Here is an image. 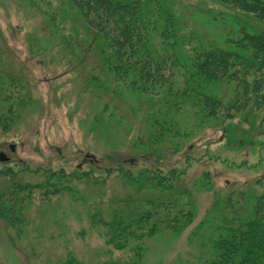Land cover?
Instances as JSON below:
<instances>
[{
  "label": "trees",
  "instance_id": "16d2710c",
  "mask_svg": "<svg viewBox=\"0 0 264 264\" xmlns=\"http://www.w3.org/2000/svg\"><path fill=\"white\" fill-rule=\"evenodd\" d=\"M15 1L32 10L37 20L26 37L30 52L45 55L50 47L61 46L57 51L70 49L78 63L90 51L95 53L100 67H92L86 81L81 77L91 106L93 101L100 105L94 108L89 134L107 130L127 144L131 155L104 156L116 165L105 177L93 168L72 173L36 170L31 173L42 181L23 183L22 172L4 168L0 182L9 185L0 189V223L20 234L36 198L44 202L65 193L76 198L82 187L103 192L83 204L88 210L101 207L118 180L131 195L107 199V210L95 208L89 216L106 247L125 258L90 263L68 253L59 264H145L149 240L183 236L196 246L186 264H264V180L256 182L263 189L260 194L255 188L250 194L226 190L197 225L199 200L215 187L209 170L193 180L188 173L194 161L208 157L216 163L218 155L207 151L200 160L188 157L182 170L150 165L188 153L212 128L222 131L218 146L234 155L244 148L260 153L264 0H209L226 10L208 19L210 30L200 29L184 0ZM53 36L59 38L57 44ZM108 100L124 101L127 113L119 110L120 104L110 108ZM34 105L26 78L0 61V133L8 134ZM246 159L228 167L247 169ZM9 161L0 164L5 167ZM132 162L142 167L129 170Z\"/></svg>",
  "mask_w": 264,
  "mask_h": 264
},
{
  "label": "rangeland",
  "instance_id": "374dc122",
  "mask_svg": "<svg viewBox=\"0 0 264 264\" xmlns=\"http://www.w3.org/2000/svg\"><path fill=\"white\" fill-rule=\"evenodd\" d=\"M184 1L187 8L196 15L200 29L210 30L208 19L215 14L218 16L220 10L226 11L209 0ZM18 4L15 0H0V61L10 72H20L21 77L26 78L35 105L23 112L22 119L8 134L0 133V153H5L10 159L5 167L0 164V175L6 168L13 173L22 172L23 183H39L42 180L31 172L63 170L72 173L90 171L93 168L96 174L101 173L105 177L107 170L116 165L104 156L113 155L118 158L115 154L120 152L131 154L126 150L127 144L117 136L114 140L115 135H107V130L96 133L95 136L89 134L94 108L98 110L100 105L98 107V103L93 101L91 103L94 107L91 106L88 92L84 93L81 77L84 74L83 80L86 81L90 69L100 67L98 58L90 51L85 62L78 63L77 58L69 52L70 49H65L60 54L58 49L61 50L62 47L56 49V45L47 49L45 55L40 51L30 52L26 37L37 20L32 10L29 12V8L23 9ZM213 7L216 9H213L215 13L209 15V10ZM66 10L69 12L68 8ZM69 24L67 26L71 28ZM228 26L232 28V25ZM52 39L57 44L59 38L53 36ZM115 102L108 100L107 103L110 108L120 104L119 110L127 113L124 101ZM237 121L233 122L245 128L242 122ZM202 138L194 143L195 147L188 153L172 155L161 161L153 160L150 164L165 171L182 170L188 157L200 160L207 151L211 155H218L216 163L209 161L208 157L198 163L194 161L188 173V180H193L203 170H209L215 187L212 194H204L199 200L197 225L206 218L209 207L214 201L216 204L219 196L226 190L243 189L250 194L255 188L260 194L263 189L256 182L264 180V152L249 158L252 150L244 148L234 155V151L218 146L217 143L222 138L220 128L206 130ZM115 145H121V148ZM11 146H14L13 151ZM245 159L252 168L228 167L230 163L238 165ZM214 160H217L216 157ZM256 162H259L258 166L253 167ZM140 166L132 162L129 170L137 172ZM8 185L9 183L2 181L0 189ZM111 185L114 192L104 195L105 204L101 206L104 210H107V199H122L131 195L129 189H123L121 181L113 180ZM82 189V194H77L76 198L67 193L44 202L36 198L27 209L26 225L20 234H15L0 223V264H59L58 261L65 259L68 253L90 263L125 258L126 254L109 250L100 232L90 225L89 215L94 213L95 208L101 207L96 205L88 210L87 205H83H89L103 192H96L93 188ZM81 196L83 198L78 201ZM193 247L196 246L190 245L186 236L180 240L157 237L149 240L145 264H186L194 255Z\"/></svg>",
  "mask_w": 264,
  "mask_h": 264
},
{
  "label": "flooded vegetation",
  "instance_id": "af4514ba",
  "mask_svg": "<svg viewBox=\"0 0 264 264\" xmlns=\"http://www.w3.org/2000/svg\"><path fill=\"white\" fill-rule=\"evenodd\" d=\"M257 132H259V134L257 133V135H258V137H260V139L262 140L261 142H262V144L264 143V115H263V118L261 119V126H260V130L259 131H257ZM262 150H260L259 152L260 153H254V152H252L251 154H250V156L252 155V157H256L257 155H260L261 153H263L264 152V144L262 145V148H261ZM251 157V158H252ZM260 161V160H259ZM258 164H259V162L257 163H255L254 165H253V167L254 166H258ZM249 168H252V166H250ZM248 169V168H247Z\"/></svg>",
  "mask_w": 264,
  "mask_h": 264
},
{
  "label": "water",
  "instance_id": "95a60500",
  "mask_svg": "<svg viewBox=\"0 0 264 264\" xmlns=\"http://www.w3.org/2000/svg\"><path fill=\"white\" fill-rule=\"evenodd\" d=\"M11 150H14V146H11ZM8 161V157L5 153H0V162H7Z\"/></svg>",
  "mask_w": 264,
  "mask_h": 264
}]
</instances>
